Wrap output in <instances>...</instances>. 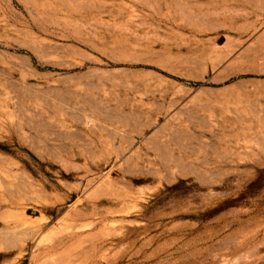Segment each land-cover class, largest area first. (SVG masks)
<instances>
[{
  "label": "rangeland",
  "instance_id": "1",
  "mask_svg": "<svg viewBox=\"0 0 264 264\" xmlns=\"http://www.w3.org/2000/svg\"><path fill=\"white\" fill-rule=\"evenodd\" d=\"M0 264H264V0H0Z\"/></svg>",
  "mask_w": 264,
  "mask_h": 264
}]
</instances>
